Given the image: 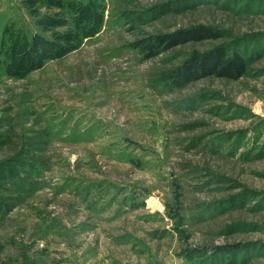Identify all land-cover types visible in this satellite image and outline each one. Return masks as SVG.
Masks as SVG:
<instances>
[{
	"label": "rangeland",
	"instance_id": "obj_1",
	"mask_svg": "<svg viewBox=\"0 0 264 264\" xmlns=\"http://www.w3.org/2000/svg\"><path fill=\"white\" fill-rule=\"evenodd\" d=\"M217 49L242 77L179 86ZM0 264H264V0H0Z\"/></svg>",
	"mask_w": 264,
	"mask_h": 264
},
{
	"label": "trees",
	"instance_id": "obj_2",
	"mask_svg": "<svg viewBox=\"0 0 264 264\" xmlns=\"http://www.w3.org/2000/svg\"><path fill=\"white\" fill-rule=\"evenodd\" d=\"M45 1H48V3L51 2V0H44V2ZM78 6V11H76L74 15L76 18L73 19V24L71 25L75 33L80 37H86L90 36L92 33H96L97 29L93 27L97 21L96 18H92L95 21L93 20L91 25H80L76 21L74 22V20L82 17L84 14L88 17L96 15L95 3H79ZM215 37L216 35L209 29L206 27H200L161 36L159 37L158 42L165 46V49H168L189 41H200ZM59 42L60 43H56L38 35L33 37L31 41H28L26 37L20 40L19 38H16L12 41L13 46L9 48L10 54L13 56L10 55V62L7 65L8 72H10L11 67H13L14 69L11 71L12 73L23 75L39 67L45 59L55 58L61 55L69 49L70 44L68 45L66 41H63L65 43H62V41ZM17 54L20 55L16 56ZM245 69L246 61L244 58L237 54L229 56L226 54V51L217 49L205 55L196 57L187 67V71L181 75L180 78L183 81L179 83V86H183L207 76L235 80L242 77Z\"/></svg>",
	"mask_w": 264,
	"mask_h": 264
}]
</instances>
